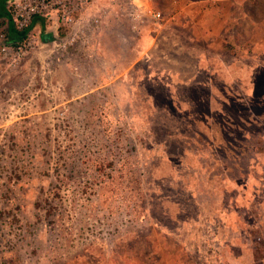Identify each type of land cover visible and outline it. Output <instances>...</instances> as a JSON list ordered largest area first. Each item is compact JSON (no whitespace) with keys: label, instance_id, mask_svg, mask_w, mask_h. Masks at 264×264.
I'll return each instance as SVG.
<instances>
[{"label":"rangeland","instance_id":"rangeland-1","mask_svg":"<svg viewBox=\"0 0 264 264\" xmlns=\"http://www.w3.org/2000/svg\"><path fill=\"white\" fill-rule=\"evenodd\" d=\"M16 4L31 41L11 46L0 17V264H264V70L230 84L211 60L215 85L174 87L139 55L165 16L135 34L123 0L68 28ZM247 39L227 43L238 59Z\"/></svg>","mask_w":264,"mask_h":264},{"label":"crops","instance_id":"crops-1","mask_svg":"<svg viewBox=\"0 0 264 264\" xmlns=\"http://www.w3.org/2000/svg\"><path fill=\"white\" fill-rule=\"evenodd\" d=\"M240 5L243 6L242 12ZM167 6L168 13L167 16L164 15L166 19L164 25L167 24L168 33H162L158 28L150 37L148 32H142L145 27L139 33H135H143L140 37L139 55L146 56L144 61L148 63L147 73L154 71L158 79L165 80L168 85L175 87L179 83L214 84L211 81L214 75L210 66L211 60L219 64L226 82L230 84L243 83L244 80H248L250 74L255 75L259 69L264 70V57L259 56L264 52V0H168ZM237 9H240V18L233 17ZM239 23L241 26L245 24L247 28L237 31L234 27ZM165 34L169 47L166 52L158 54L156 47L158 42L164 39ZM219 37L222 42L213 46L214 38ZM235 38H243V44L247 38L251 41L246 45L247 49L251 50L243 52L246 53L244 58L238 59L233 53L235 49L232 50L227 44L232 43V39ZM200 42L201 45L197 44ZM160 59L167 60L168 64L157 65L156 62ZM247 59H250L251 63L247 62ZM256 59L263 64H257ZM240 71L243 73L240 74ZM225 130L228 133V130ZM226 254L229 261L242 264V261L240 262L242 256ZM249 259L254 261V254H250Z\"/></svg>","mask_w":264,"mask_h":264},{"label":"built area","instance_id":"built-area-1","mask_svg":"<svg viewBox=\"0 0 264 264\" xmlns=\"http://www.w3.org/2000/svg\"><path fill=\"white\" fill-rule=\"evenodd\" d=\"M91 1L92 0H25L26 5L23 8L16 4V15L22 18V23H25L30 17L38 16L50 19L54 15L56 22L59 23L60 26L68 28L76 20L74 14L86 9ZM147 1L123 0V9L126 12V17L129 20L133 33H139L141 29L147 25L157 26L163 21L164 15L162 11L158 9L151 0ZM21 10L23 13H20ZM17 28L20 30L22 29L19 27ZM24 36L15 43H8L11 46L16 45V49L21 50L23 46L30 44L31 41L30 33L26 32ZM72 41L73 38L70 44H72ZM58 46L66 48V42H59Z\"/></svg>","mask_w":264,"mask_h":264},{"label":"trees","instance_id":"trees-1","mask_svg":"<svg viewBox=\"0 0 264 264\" xmlns=\"http://www.w3.org/2000/svg\"><path fill=\"white\" fill-rule=\"evenodd\" d=\"M6 0H0V17H6L8 19V32H7V40L9 43H15L18 39H20L24 34H26L28 28L18 29L10 16L6 5ZM38 19V16H34L32 18L31 24H34ZM49 39L52 38L51 34H48ZM44 39V36L42 35Z\"/></svg>","mask_w":264,"mask_h":264},{"label":"water","instance_id":"water-1","mask_svg":"<svg viewBox=\"0 0 264 264\" xmlns=\"http://www.w3.org/2000/svg\"><path fill=\"white\" fill-rule=\"evenodd\" d=\"M43 40H44V41H49L50 39H49V37H47V38L44 37Z\"/></svg>","mask_w":264,"mask_h":264}]
</instances>
